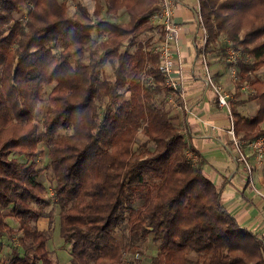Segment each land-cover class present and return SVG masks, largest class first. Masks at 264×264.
<instances>
[{"label":"trees","instance_id":"obj_1","mask_svg":"<svg viewBox=\"0 0 264 264\" xmlns=\"http://www.w3.org/2000/svg\"><path fill=\"white\" fill-rule=\"evenodd\" d=\"M158 8L159 0H94L91 14L80 2L69 14L60 0H0V208L19 233L0 264H55L37 227L50 218L39 144L70 264H120L116 233L125 226L128 248L147 237L156 245L149 264H264V239L222 205L221 190L202 162L187 158V141L160 106L168 91L157 56L140 40ZM119 12L127 21L106 18ZM198 12L206 54L217 50L210 45L226 47L224 37L251 56L238 60L235 88L248 85L246 100L257 109H232L233 130L241 140L264 137V80L252 76L264 67V0H198ZM106 63L110 80L100 76ZM15 232L0 223V240Z\"/></svg>","mask_w":264,"mask_h":264},{"label":"crops","instance_id":"obj_2","mask_svg":"<svg viewBox=\"0 0 264 264\" xmlns=\"http://www.w3.org/2000/svg\"><path fill=\"white\" fill-rule=\"evenodd\" d=\"M175 1L173 21L178 26L175 58L183 76L184 103L188 111L175 110L169 106L170 117L187 141V154L192 155L195 162L196 160L202 162L204 176L216 189L221 190L222 205L242 227L264 239V201L247 186L245 173L233 160L227 133L228 114L225 108L217 105L215 96L205 85L198 62L194 60L200 41L197 21L198 0ZM207 55L209 54H206V58ZM224 62L207 58L214 80L229 94L230 111L232 108L243 116L254 115L257 104L255 103L256 107L252 114L245 113L244 106L249 105L246 102L254 101L240 97L241 90H236L235 83L229 78V66ZM211 126L217 127L218 130L211 129ZM249 160L252 163L254 161L250 156ZM252 175L254 186L264 192V160L261 166L253 168Z\"/></svg>","mask_w":264,"mask_h":264},{"label":"built area","instance_id":"obj_3","mask_svg":"<svg viewBox=\"0 0 264 264\" xmlns=\"http://www.w3.org/2000/svg\"><path fill=\"white\" fill-rule=\"evenodd\" d=\"M176 4L175 0H159V8L150 15L149 23L153 26V30L143 35L142 50L145 54H154L157 56L156 68L163 78V85L168 91L165 103L172 106L175 110L188 111L185 105V96L183 92V76L180 71L177 57V33L178 26L173 21V8ZM200 41L197 45V54L194 60L198 62L202 70L204 82L207 88L216 98L219 107L225 108L228 118L229 127L227 133L233 152V160L237 166L245 173L247 186L264 201V192L258 190L253 182V168L261 166L264 160V137L253 140H241L233 130V118L228 104L229 94L224 87L214 80L210 68L208 67L205 44L208 34L203 27L198 12L197 15ZM240 59L238 51L228 48L224 61L230 66L232 77H235V66ZM249 59V58H248ZM148 67V64H146ZM150 82V79L148 80ZM242 90L247 87L242 86ZM176 99H175V97ZM211 129L218 130L217 127L211 126ZM249 156L253 157V163L250 162ZM187 158L195 162L192 155L187 154Z\"/></svg>","mask_w":264,"mask_h":264},{"label":"rangeland","instance_id":"obj_4","mask_svg":"<svg viewBox=\"0 0 264 264\" xmlns=\"http://www.w3.org/2000/svg\"><path fill=\"white\" fill-rule=\"evenodd\" d=\"M60 1L66 4L67 11L69 14H71L73 10L75 9L77 2H80L83 5H85L87 10L90 12V14L93 12V9H94V0H60ZM106 18H108V20L112 22L127 21V16L124 12H119L116 15H110ZM103 38L104 37L102 35L93 34V40H101ZM140 40H143V35L141 36ZM222 40L226 42V47L220 48L218 46V43H216L215 45L214 44L210 45L209 48L216 46L217 50L209 51L207 53L209 54L207 55V58H213L214 60H217V61L224 60L226 57L227 49L233 48L234 50L238 51L240 55L239 60L243 59L245 61L247 60L252 61L251 56L247 53H243L240 46L239 47L234 46L228 39L224 37L222 38ZM231 69L229 66V70H228L229 75H230L229 78L233 83H235L237 81V78H236V75L235 77H232ZM100 73H101L100 74L101 77H104L105 79H108V80L112 79L111 65L109 63H106L101 69ZM252 76L255 79L264 80V67L257 69L252 74ZM242 86L247 87V89H244V90L240 89L241 92L239 94H240V97L246 100V97L248 95L247 93L251 92V89L246 84H243ZM49 90H50V87H46L44 89V92L42 93V96H41V101L38 104L36 114H35V120L38 123L40 122V119L43 113V108L45 105L46 95L49 92ZM127 94L128 93H125L126 98L128 97ZM159 100H160L159 102L160 106L166 111L168 115H170L171 107H169V105L166 104L164 100L162 99H159ZM246 103H248L249 105L244 106L246 107L245 113L252 114V112L255 110L254 108L256 107L257 103L256 102H246ZM239 111L241 112V110ZM231 113H232V108H231ZM141 139L143 138H142V134L139 131L138 140H141ZM135 146L136 145H134L133 147L135 148ZM46 155H47L46 147L43 144H39L38 154L35 159L36 169L41 170V173L38 177V181L41 182L45 188L46 199L49 203V207L46 209V212L50 213V218L40 219L37 222V227L39 230L45 231L48 234L49 239L47 241V249L51 252V258L53 262L55 264H70L69 248L63 243L59 235L60 214H59L58 206L56 205L54 201V197H53L54 182L50 180L48 173H47V169H46ZM19 160L22 162L24 161L21 158H19ZM0 223H4L10 226L11 228H13L14 230H16L14 235L12 236L7 235L0 240V260L7 262L11 259V247L12 246L16 247L18 245L17 243V238L19 236V233L17 232L18 226H17V223L11 217L9 209L0 208ZM126 227L127 226H125L122 232L116 233V237L121 242V247L123 249V254L120 258V264H149L150 258L155 256L158 252L156 249V245L151 241L149 237H147L145 240L135 243L134 248H128V246L126 245V241L124 237L122 236V234L126 235L128 233V230ZM137 252H139L140 255L137 256L136 255ZM189 258L191 259V262L194 260L193 255H190Z\"/></svg>","mask_w":264,"mask_h":264}]
</instances>
